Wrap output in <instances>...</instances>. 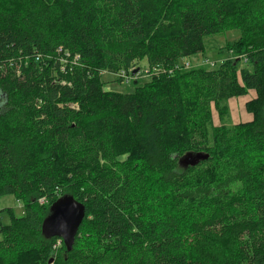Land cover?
I'll return each instance as SVG.
<instances>
[{
  "label": "trees",
  "instance_id": "16d2710c",
  "mask_svg": "<svg viewBox=\"0 0 264 264\" xmlns=\"http://www.w3.org/2000/svg\"><path fill=\"white\" fill-rule=\"evenodd\" d=\"M65 194L71 249L43 233ZM6 195L0 264H264V0H0Z\"/></svg>",
  "mask_w": 264,
  "mask_h": 264
},
{
  "label": "water",
  "instance_id": "95a60500",
  "mask_svg": "<svg viewBox=\"0 0 264 264\" xmlns=\"http://www.w3.org/2000/svg\"><path fill=\"white\" fill-rule=\"evenodd\" d=\"M207 156L202 152L189 154L190 158L186 162L195 163ZM85 215V205L73 195L65 194L51 205L50 213L43 222V233L47 237H61L68 249H71Z\"/></svg>",
  "mask_w": 264,
  "mask_h": 264
},
{
  "label": "rangeland",
  "instance_id": "374dc122",
  "mask_svg": "<svg viewBox=\"0 0 264 264\" xmlns=\"http://www.w3.org/2000/svg\"><path fill=\"white\" fill-rule=\"evenodd\" d=\"M240 36V31L239 30H228L227 32L223 33V34H217V35H212V36H208L206 37L205 43H206V56L203 55V53H199L198 55L195 56H189V57H185L181 59V64H184L185 62H191L192 66H202L204 65L207 61H210V57H214L217 56L218 54L217 49H221V47H223L227 41L230 40H234L236 38H238ZM219 51V50H218ZM187 59H189L190 61H186ZM148 67V63L146 60L142 61L141 63V68L140 70H138L139 72L142 70L144 71L145 69H147ZM137 71V73H135L136 75L139 73ZM134 74V73H133ZM111 78V77H110ZM143 78L148 79L150 78V75L147 74V72L144 74ZM118 85V87H120L122 90H133L134 88V84H115ZM239 98H232L231 99V103L234 101L233 105L234 106H238V109L242 108V102L243 101H238ZM243 116H246L247 113L242 112L241 113ZM216 117H217V124H219V118L217 116L216 113ZM242 122V121H240ZM237 124L239 122H237L234 119H232L230 124ZM46 201V200H43ZM15 207L16 211L18 214H20L23 210L22 205L19 204V201L16 199V197L14 195H6V196H1L0 197V209L6 208V207Z\"/></svg>",
  "mask_w": 264,
  "mask_h": 264
},
{
  "label": "crops",
  "instance_id": "0c3cea01",
  "mask_svg": "<svg viewBox=\"0 0 264 264\" xmlns=\"http://www.w3.org/2000/svg\"><path fill=\"white\" fill-rule=\"evenodd\" d=\"M186 61H190L189 59H187ZM256 95L255 91L254 90H251L248 94L244 95V96H241L238 101H243L242 102V108L241 109H238V106H234L233 103L234 101L231 103V106H232V111H233V119H234V122L235 120L237 122H240V121H250L253 119V115L248 113L247 110H246V103L251 100L252 98H254ZM242 112H245L247 113L246 116H243L241 113Z\"/></svg>",
  "mask_w": 264,
  "mask_h": 264
},
{
  "label": "bare ground",
  "instance_id": "6f19581e",
  "mask_svg": "<svg viewBox=\"0 0 264 264\" xmlns=\"http://www.w3.org/2000/svg\"><path fill=\"white\" fill-rule=\"evenodd\" d=\"M190 63V62H189ZM139 70V68H136L134 71H133V73L135 74V73H137V71ZM125 75V73H122V76H124ZM202 153H204V152H202ZM189 154H195V153H189ZM189 154L188 155H186V160H188L190 157H189ZM197 154V153H196ZM206 154V153H205ZM188 156V157H187ZM186 162V161H185ZM197 162V161H196ZM186 163H188V162H186ZM50 213V212H49Z\"/></svg>",
  "mask_w": 264,
  "mask_h": 264
}]
</instances>
